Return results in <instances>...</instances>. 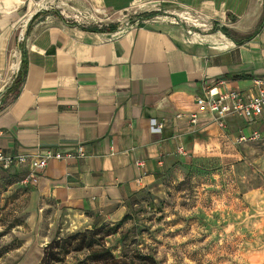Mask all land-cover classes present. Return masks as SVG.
Wrapping results in <instances>:
<instances>
[{
    "label": "crops",
    "instance_id": "obj_1",
    "mask_svg": "<svg viewBox=\"0 0 264 264\" xmlns=\"http://www.w3.org/2000/svg\"><path fill=\"white\" fill-rule=\"evenodd\" d=\"M22 51L23 80L9 89ZM262 76L264 0H0V148L84 145L85 157L51 160L30 186L83 222L86 210L118 214L184 157L264 168L261 142L236 141L240 130L264 135V119L231 115L220 127L196 105L215 85L256 93ZM245 260L264 264V242Z\"/></svg>",
    "mask_w": 264,
    "mask_h": 264
},
{
    "label": "rangeland",
    "instance_id": "obj_2",
    "mask_svg": "<svg viewBox=\"0 0 264 264\" xmlns=\"http://www.w3.org/2000/svg\"><path fill=\"white\" fill-rule=\"evenodd\" d=\"M123 208L113 215L86 210L92 217L83 222L21 185L18 173L0 170V264H36L55 236L114 224L125 215L118 232L106 238L115 256L139 252L157 264H246L249 251L264 242V168L184 157ZM84 260L78 253L60 264Z\"/></svg>",
    "mask_w": 264,
    "mask_h": 264
},
{
    "label": "built area",
    "instance_id": "obj_3",
    "mask_svg": "<svg viewBox=\"0 0 264 264\" xmlns=\"http://www.w3.org/2000/svg\"><path fill=\"white\" fill-rule=\"evenodd\" d=\"M86 17L94 20V16L86 13ZM98 23V22H95ZM129 20L121 21L118 28L130 26ZM22 40V37H18ZM256 93H245L238 88H230L223 92L217 90V86L205 89L203 95L196 97V105L200 112L208 113L213 120L220 126L224 127V119L227 116H236L247 123L251 124L259 119H264V76L254 79ZM0 101V107H1ZM192 123L197 122L196 114L190 117ZM153 130L161 131L163 121H155L152 119ZM2 132L0 131V135ZM236 141L242 142H261L264 146V135L257 129H251L248 132L240 130ZM178 152L184 154L185 149L179 144ZM86 151L84 145H77L74 149L67 151H59L55 149L37 150L32 154H11L0 148V170L9 171L13 167L24 166L28 164V169L20 178V183L24 187H30L37 184L38 175L43 171L51 160H69L74 158L85 157ZM142 165L141 162H137Z\"/></svg>",
    "mask_w": 264,
    "mask_h": 264
},
{
    "label": "trees",
    "instance_id": "obj_4",
    "mask_svg": "<svg viewBox=\"0 0 264 264\" xmlns=\"http://www.w3.org/2000/svg\"><path fill=\"white\" fill-rule=\"evenodd\" d=\"M35 16L36 15H34L28 23L25 34ZM24 66L25 55L22 51L21 62L14 85L9 89L16 90L22 82L25 73ZM126 218L127 216L125 215L114 224L102 223L100 225H94L89 229L74 231L62 236H55L43 248L42 255L36 264L64 263L69 255L78 253H85V260L83 263L86 262V264H157L152 256L139 252L133 253L129 259L125 257L127 255L126 252H124V257L115 256L112 249L106 245V238L117 233L119 226Z\"/></svg>",
    "mask_w": 264,
    "mask_h": 264
},
{
    "label": "bare ground",
    "instance_id": "obj_5",
    "mask_svg": "<svg viewBox=\"0 0 264 264\" xmlns=\"http://www.w3.org/2000/svg\"><path fill=\"white\" fill-rule=\"evenodd\" d=\"M65 6V5H64ZM71 7V6H70ZM70 10V9H69ZM73 11V10H72ZM24 26L25 25H23V28L20 30V37H22L23 36V34H24ZM18 64V62L16 61L15 62V64L14 65H17ZM17 69V68H16Z\"/></svg>",
    "mask_w": 264,
    "mask_h": 264
},
{
    "label": "water",
    "instance_id": "obj_6",
    "mask_svg": "<svg viewBox=\"0 0 264 264\" xmlns=\"http://www.w3.org/2000/svg\"><path fill=\"white\" fill-rule=\"evenodd\" d=\"M25 31H26V27L24 28V34H25Z\"/></svg>",
    "mask_w": 264,
    "mask_h": 264
}]
</instances>
